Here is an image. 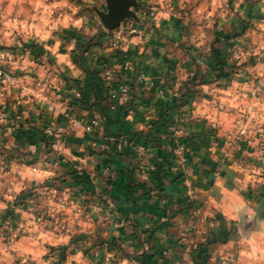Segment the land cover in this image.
<instances>
[{
    "label": "crops",
    "instance_id": "1",
    "mask_svg": "<svg viewBox=\"0 0 264 264\" xmlns=\"http://www.w3.org/2000/svg\"><path fill=\"white\" fill-rule=\"evenodd\" d=\"M185 1V19L158 0L154 26L123 41L98 33L101 45L79 63L60 39L26 53L0 49V67L17 82L0 89L8 105L6 118L0 110V264H195L192 250L215 239L196 264H264V0ZM234 46L250 53L242 73L231 68ZM108 69L114 80L108 98L99 91L101 107L75 104L89 72ZM187 85L194 93L175 115L181 167L164 132L149 146L133 138ZM52 118L58 133L47 137ZM247 179L262 186L236 188ZM57 189L86 202L59 209L56 197L50 218L34 221V206ZM19 225L28 235L16 239Z\"/></svg>",
    "mask_w": 264,
    "mask_h": 264
},
{
    "label": "rangeland",
    "instance_id": "2",
    "mask_svg": "<svg viewBox=\"0 0 264 264\" xmlns=\"http://www.w3.org/2000/svg\"><path fill=\"white\" fill-rule=\"evenodd\" d=\"M157 1H142L140 2L141 5L135 8V11L140 13L147 7L155 6L158 7L159 16L161 8H159V4L157 5ZM183 1L181 6L174 5L180 0H164V4L166 9L171 11L173 15H177L178 11H180L181 15L179 17L182 20L186 17L185 11L187 7L186 1ZM105 11H107L106 0H0V49L19 50L26 53L25 51L32 47H42L45 43L60 39L64 46L73 47L72 60L75 63H79L80 55L85 53V49L94 45H101V43L98 44L96 42L95 35L99 33L106 36L114 31L118 34L117 29L108 31L102 23L99 13ZM134 23L137 25L138 31H140L146 28L147 25L154 26L159 23V20L157 22L143 20V24L135 21ZM125 32L123 31L124 35L123 33L120 34L122 36L120 40L122 41L123 39L125 40L124 37L127 34ZM0 69L6 73L4 78L6 80L7 76L11 75L10 71L5 70L3 67H0ZM4 79L0 80V88L7 84V81L4 83ZM177 159L181 164H176L181 165V167L186 163L185 149L182 157L178 155ZM169 170H172V167ZM253 184V179L238 181L236 188L247 190L251 189ZM214 185L215 183L212 182V187ZM254 186L261 187L262 185L256 183ZM218 197L219 199L217 200H227L221 195H218ZM25 235H28V233L16 234L15 238Z\"/></svg>",
    "mask_w": 264,
    "mask_h": 264
},
{
    "label": "built area",
    "instance_id": "3",
    "mask_svg": "<svg viewBox=\"0 0 264 264\" xmlns=\"http://www.w3.org/2000/svg\"><path fill=\"white\" fill-rule=\"evenodd\" d=\"M137 13V12H136ZM143 20L147 21V20H153L155 22H157L159 20V16H158V7L152 6V7H147L145 9H143L140 13H137ZM118 30V36L117 39L118 41L121 39V35L123 33V31H126L125 33H134L137 32V25L134 23V20L130 19L126 22V24L121 25ZM124 35V33H123ZM125 38V37H124ZM114 45H116V43H114ZM230 54H231V59L237 64V65H241L244 62H246L249 58V51L245 50L244 48L240 47V46H234L233 48H231L230 50ZM21 59H23L24 57L21 56ZM240 72L242 73L243 71L240 70ZM6 73L0 69V80L5 78ZM113 70L112 69H108L105 71V79L107 83H111L113 81ZM5 80V79H4ZM9 85H17L16 82V78L14 76H12V74L10 76H7V79L4 81V83H6ZM1 85V82H0ZM1 89V88H0ZM123 93H127V90L125 88H122ZM76 96H79V92L76 93ZM53 108L51 107V110ZM0 110H1V118H6L7 114H8V105L6 103H1L0 104ZM179 123L178 119H175V123ZM99 125V121L97 119L92 120L88 125L85 126V129L88 133L94 134L95 131V127H97ZM172 130L175 131L176 127L172 126ZM44 133L45 135H47L48 137H54L57 133L58 130L55 128L54 126V121L52 118V121L47 124L44 128ZM248 133V129L247 128H241L238 131L236 140L241 141L242 139L245 138V136ZM184 151V147L182 144H179L175 146V155L176 156H180L182 157ZM150 171H154L156 170V166L155 165H151L149 167ZM107 171H110V168H107ZM48 191V188L45 186L42 188V191ZM49 194V193H48ZM75 194L73 192H71L69 189H63L61 191H59V189L51 191L50 194L47 196H44L43 199V204H37L34 206L33 208V213H34V217L33 220L38 222V223H43L46 220H48L51 216V214H53V212H55L54 209H52L50 207V202L52 201V199L54 198H58V208L59 209H63L66 204L68 202H72V204L74 206H76L77 208H82V206L84 205L83 203L86 202V195L84 193H77V197H74ZM10 230H14V225L12 222H10V226H9ZM15 232L18 235H21L22 233H26V227L25 225H19L17 226V228H15ZM15 234V235H16Z\"/></svg>",
    "mask_w": 264,
    "mask_h": 264
},
{
    "label": "trees",
    "instance_id": "4",
    "mask_svg": "<svg viewBox=\"0 0 264 264\" xmlns=\"http://www.w3.org/2000/svg\"><path fill=\"white\" fill-rule=\"evenodd\" d=\"M90 49V47L88 49H85V52H88ZM250 61V57L248 58V60L246 62H244L241 65H237L235 62L232 65V70H243L245 67L248 66V63ZM114 80V79H113ZM89 81L91 82L89 85L86 84L83 88H79V90L77 89V91L79 92V96H75L74 97V102L75 104H79V106H87L90 110H98L101 105L100 103H98V98L99 96V91H103L104 95L103 98H108L107 97V91L106 88H111V84L113 83V81L111 83H107L106 79H105V72H102L101 70H93L91 72H89ZM74 82V81H73ZM191 84V83H188ZM192 93H194L192 87H189L187 85L186 90L184 92L181 93V97L179 98V101L171 104V105H167V106H162L161 109V113L159 112V116L158 119L152 123L151 125V129L145 134L143 132H138L134 135L133 138V142L135 143H140L143 144L145 146H149L151 145V143H153V141H155L156 137L154 136L157 133H162L164 132L168 138V142L172 145V146H176L179 144H181V138L180 137H176L175 136V132L172 131L170 128L171 126H175V115H177L179 113V110L182 106L185 105L186 103V98L189 97ZM94 96L97 97V99L95 98V101H92V98H94ZM171 167V165L169 166V168L167 170H169ZM163 170L164 172H167L166 169H163V166L158 165L157 169L155 171V173H160V171ZM44 187V186H43ZM30 191H24L21 193V197H23L24 195H28ZM77 194H75L74 197H76ZM219 241V239H215L214 241H210L207 244H201L199 245L196 249L192 250V257L195 261L196 264V260L198 259L199 256V252L203 250H201L203 248V246H208L211 243L217 242ZM203 260H205V257L203 258Z\"/></svg>",
    "mask_w": 264,
    "mask_h": 264
},
{
    "label": "water",
    "instance_id": "5",
    "mask_svg": "<svg viewBox=\"0 0 264 264\" xmlns=\"http://www.w3.org/2000/svg\"><path fill=\"white\" fill-rule=\"evenodd\" d=\"M106 3L107 11L100 12L99 16L108 31L118 29L130 19L143 24V20L135 11V8L141 5L139 0H106ZM260 197H264V193Z\"/></svg>",
    "mask_w": 264,
    "mask_h": 264
}]
</instances>
